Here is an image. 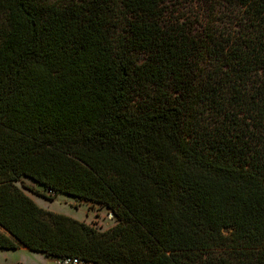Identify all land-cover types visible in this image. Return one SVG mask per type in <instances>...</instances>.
<instances>
[{"label":"trees","instance_id":"obj_1","mask_svg":"<svg viewBox=\"0 0 264 264\" xmlns=\"http://www.w3.org/2000/svg\"><path fill=\"white\" fill-rule=\"evenodd\" d=\"M168 1L0 0V249L264 264V0H226L238 35L171 23ZM22 178L116 224L46 210Z\"/></svg>","mask_w":264,"mask_h":264},{"label":"rangeland","instance_id":"obj_2","mask_svg":"<svg viewBox=\"0 0 264 264\" xmlns=\"http://www.w3.org/2000/svg\"><path fill=\"white\" fill-rule=\"evenodd\" d=\"M54 3L64 4L71 0H51ZM77 1V0H75ZM166 20L173 23L185 22L193 28V32L202 35L206 30L217 29L221 32H232L240 28L233 24L241 20L243 12L235 18V11L228 6L226 0H169L165 4ZM235 13V14H234ZM245 22V20L243 21ZM243 33V31H241ZM238 35V34H237ZM34 201L42 208L65 214L94 224L100 230H106L116 224V219L107 207L86 200H79L67 194H59L54 200H48L37 193H46L44 187L28 178L17 182ZM46 255L43 252L31 251L25 248L0 249V264H64L63 259ZM93 264V263H80Z\"/></svg>","mask_w":264,"mask_h":264},{"label":"built area","instance_id":"obj_3","mask_svg":"<svg viewBox=\"0 0 264 264\" xmlns=\"http://www.w3.org/2000/svg\"><path fill=\"white\" fill-rule=\"evenodd\" d=\"M63 262H64V264H80L81 263V261H79L76 258H74V259L66 258V259H63Z\"/></svg>","mask_w":264,"mask_h":264},{"label":"crops","instance_id":"obj_4","mask_svg":"<svg viewBox=\"0 0 264 264\" xmlns=\"http://www.w3.org/2000/svg\"><path fill=\"white\" fill-rule=\"evenodd\" d=\"M21 248H24V247H21ZM25 249H27V248H25ZM59 260V259H58Z\"/></svg>","mask_w":264,"mask_h":264}]
</instances>
